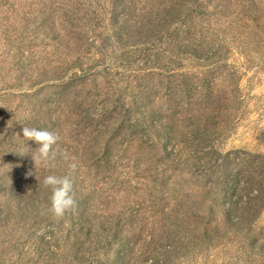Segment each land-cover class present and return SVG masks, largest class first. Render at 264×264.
Here are the masks:
<instances>
[{
	"label": "rangeland",
	"instance_id": "374dc122",
	"mask_svg": "<svg viewBox=\"0 0 264 264\" xmlns=\"http://www.w3.org/2000/svg\"><path fill=\"white\" fill-rule=\"evenodd\" d=\"M0 264H264V0H0Z\"/></svg>",
	"mask_w": 264,
	"mask_h": 264
},
{
	"label": "clouds",
	"instance_id": "9594fccd",
	"mask_svg": "<svg viewBox=\"0 0 264 264\" xmlns=\"http://www.w3.org/2000/svg\"><path fill=\"white\" fill-rule=\"evenodd\" d=\"M22 132L26 141H34L38 145L35 151L31 152L35 166L43 165L48 168H54L57 156L63 155L55 147L59 141V136L46 129L27 126L22 128ZM29 151L30 149L19 154L25 155ZM68 167V174L62 176L49 174L42 181L43 186L49 189L51 193L49 206L44 211L50 213L57 220L63 219L67 213L74 212L77 206L71 177L77 171L78 165L76 162H72ZM28 175H32V173L29 172Z\"/></svg>",
	"mask_w": 264,
	"mask_h": 264
}]
</instances>
